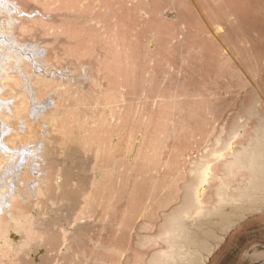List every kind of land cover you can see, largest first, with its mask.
<instances>
[{"label": "rangeland", "instance_id": "1", "mask_svg": "<svg viewBox=\"0 0 264 264\" xmlns=\"http://www.w3.org/2000/svg\"><path fill=\"white\" fill-rule=\"evenodd\" d=\"M25 1L26 6L35 5L46 13L49 8L47 14L53 13L56 21H64L58 39H67L78 53L82 51L81 60L95 77L86 87L91 93L87 96L89 103L100 95L98 112L102 118L108 117V109H113L115 117L100 124L92 136L82 135L87 125L82 126V131L78 129L74 111L68 128L71 140L62 148L66 154L71 148H78L86 157L93 158L96 143L106 142V153L97 159V164L107 171L106 182L104 186L98 185L99 189L92 187L91 197L104 203L106 209L112 206L111 217L123 220L125 226L121 237L110 229L100 237L109 239L110 245L119 236L123 244L120 264H148L156 248L136 244L141 224L147 217L156 231L163 213L182 203L190 162L221 129L229 130L235 117L249 105L255 89L264 91V0H42L40 4ZM43 38L50 41L54 36ZM54 46L50 55L55 52ZM53 61L56 63L55 58ZM69 66L75 68L73 63ZM97 67L100 71L96 73ZM102 72L105 79L100 77ZM250 121L252 125L254 120ZM81 138L90 140L91 152L83 148ZM129 141L135 143L137 152L133 173ZM69 156L64 158L65 166H79L80 161ZM90 160L92 164L94 159ZM115 162L127 166H117V171ZM52 170L50 184L55 180ZM120 172H124L121 184L115 176ZM164 185L167 191H163ZM74 192L79 193L69 191V196H74ZM65 196L68 197L67 192ZM178 196L180 200L167 209L159 208L158 201L166 197L179 199ZM109 202L113 205L109 206ZM99 207H95L97 216L102 214ZM230 211L213 218L210 224L203 221L200 229L194 230L192 237L202 264H261L262 260L251 259L264 249V212L236 219ZM132 220L135 225H130ZM109 250L97 249L92 255H106L105 261L115 264L117 256ZM9 259L0 260V264L21 263Z\"/></svg>", "mask_w": 264, "mask_h": 264}, {"label": "bare ground", "instance_id": "2", "mask_svg": "<svg viewBox=\"0 0 264 264\" xmlns=\"http://www.w3.org/2000/svg\"><path fill=\"white\" fill-rule=\"evenodd\" d=\"M41 1L33 0V3L40 4ZM27 3L24 0H0V260L12 258L20 264H109L105 261L106 255L94 258L92 252L110 249L117 256L115 264H120L123 244L119 236H122L125 223L111 217L113 201L108 203L111 208L107 206L106 209L104 203L91 197V188L99 189L106 182L104 174L107 171L102 164H97V159L104 156V146H108L106 142L96 143L93 158L86 157L78 148L68 150L69 157L80 161L75 167L79 170L65 166L63 162L69 159L67 156L64 160L67 154L62 148L70 139L68 128L72 125L74 111L78 124L75 126L79 130L84 125L89 126L80 132L92 136L96 135L100 124L109 123L115 117L113 109H108L105 115L108 117L102 118L98 112L100 95L89 103L87 96L91 93L86 87L90 79L95 81V77L81 60L82 51L78 53L67 39H58V34L64 30V21H56L53 13L47 14L49 8L46 13L35 5L26 6ZM50 35L54 36L50 41L43 38ZM50 43L55 45L53 55H50L53 47ZM102 74L100 77L103 78ZM251 98L229 130L222 127V132L190 162L186 172L188 178L182 188L185 194L182 203L163 213L156 231H153L155 224L147 221V217L141 224L136 244L156 248L152 250L150 264H202L192 235L203 221L210 224L213 218L224 215L229 209L236 219L264 212V91L255 89ZM91 112H98L96 118ZM98 116L102 119H97ZM251 119L254 120L252 125ZM82 140L83 148L91 152L90 140ZM136 154L135 143L129 141L132 173ZM62 155L65 156L60 158ZM90 159H94L92 164ZM117 163H114L117 171L127 166ZM50 169L55 170H52L55 180L51 184ZM123 173L115 175L119 184ZM67 189L71 193L79 192H74L75 197L70 194L75 199L69 196ZM164 190H168L166 185ZM176 200L180 197H166L158 201L159 208L167 209ZM96 205L102 210L99 216L95 213ZM135 224L132 220L130 225ZM133 227L130 229L134 230ZM108 229L119 235L110 245L109 239L100 237L108 233ZM263 250L256 252L251 260H262L261 264H264Z\"/></svg>", "mask_w": 264, "mask_h": 264}]
</instances>
